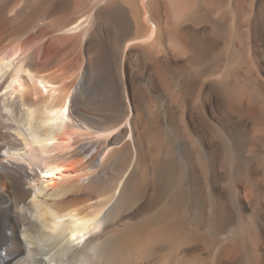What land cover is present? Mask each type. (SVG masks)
<instances>
[{
  "label": "bare ground",
  "instance_id": "obj_1",
  "mask_svg": "<svg viewBox=\"0 0 264 264\" xmlns=\"http://www.w3.org/2000/svg\"><path fill=\"white\" fill-rule=\"evenodd\" d=\"M0 264H264V0H0Z\"/></svg>",
  "mask_w": 264,
  "mask_h": 264
}]
</instances>
